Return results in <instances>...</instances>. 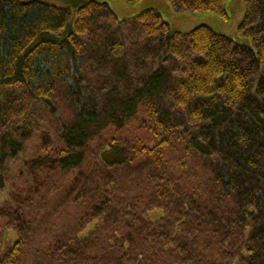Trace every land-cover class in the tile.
<instances>
[{
  "label": "trees",
  "instance_id": "obj_1",
  "mask_svg": "<svg viewBox=\"0 0 264 264\" xmlns=\"http://www.w3.org/2000/svg\"><path fill=\"white\" fill-rule=\"evenodd\" d=\"M169 1L228 16V0ZM239 33L251 44L155 10L0 0V189L18 164L23 184L0 202V264H264V0ZM22 102L71 115L25 160Z\"/></svg>",
  "mask_w": 264,
  "mask_h": 264
},
{
  "label": "rangeland",
  "instance_id": "obj_2",
  "mask_svg": "<svg viewBox=\"0 0 264 264\" xmlns=\"http://www.w3.org/2000/svg\"><path fill=\"white\" fill-rule=\"evenodd\" d=\"M58 7H74L76 4L82 2H88L91 0H40ZM100 2H107L111 9L114 11L116 16L120 20H126L141 14L147 10H155L159 12L163 19L168 22L171 26L172 32L187 34L201 26L210 27L217 34L226 36L233 39L234 41L240 44H251L249 38L242 36L239 33V28L244 21L246 15V0H228L225 6L228 16H221L216 12H204V13H179L174 10L169 0H138L135 3H125L122 0H96ZM28 106V108L26 107ZM33 105L22 102L18 109H21L22 116H19L18 120H21L25 115L29 117V121L33 125V139L25 147L24 153L21 155L22 159H30L33 156H37L41 153L40 150V136L42 135L43 127L50 126L51 130H57L58 119L62 121L69 118L70 113L65 106L58 107L57 117H55L49 109L43 108L40 105ZM46 122L47 124H44ZM49 123V124H48ZM8 127H11V123ZM8 131L6 128L0 129V139ZM46 131V130H45ZM21 161V160H20ZM19 161V162H20ZM21 166L11 167L9 173L7 174V180L9 181V186L5 191L0 189V202L8 200L10 197V192L12 189H16V186L19 189L23 188L21 182L22 179H19L21 172ZM59 186V189L57 187ZM55 188V192L58 193L59 197H55L51 193L50 189H45L40 197L37 199L39 202L45 203L43 209H46L45 214H48V209L52 208L55 203L64 201V192L66 189V182H59ZM52 196V197H51ZM34 212V209H32ZM36 212V210H35ZM38 215V214H37Z\"/></svg>",
  "mask_w": 264,
  "mask_h": 264
}]
</instances>
